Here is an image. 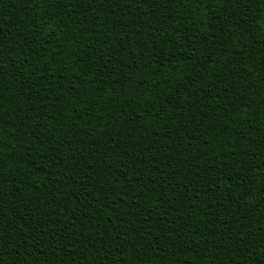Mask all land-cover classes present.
Here are the masks:
<instances>
[{"label": "trees", "instance_id": "16d2710c", "mask_svg": "<svg viewBox=\"0 0 264 264\" xmlns=\"http://www.w3.org/2000/svg\"><path fill=\"white\" fill-rule=\"evenodd\" d=\"M0 264H264V0H0Z\"/></svg>", "mask_w": 264, "mask_h": 264}]
</instances>
